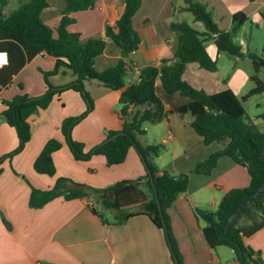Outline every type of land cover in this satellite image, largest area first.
Wrapping results in <instances>:
<instances>
[{"label": "crops", "instance_id": "obj_1", "mask_svg": "<svg viewBox=\"0 0 264 264\" xmlns=\"http://www.w3.org/2000/svg\"><path fill=\"white\" fill-rule=\"evenodd\" d=\"M28 1L9 0L4 12L13 10H6L10 5L16 8ZM124 1L94 0L92 8L70 14L75 21L68 29L78 32L82 41L92 37L104 38L105 50L96 57L94 66L103 70L123 58L129 66L126 82H132L137 80L141 68L158 66L161 59L173 57L176 35L170 29V24L186 22L176 19L178 13L186 10L181 9L185 6L184 0L179 6V0H142L133 17V26L140 37L139 47L122 57L119 47L105 36V26L113 25L119 18ZM47 2L41 18L54 30L65 0ZM236 11L241 10L230 11L231 20ZM215 21L219 28L229 30L221 27L217 19ZM203 29L202 24L200 31ZM208 41L212 43H205L206 49L217 61L220 52H217L212 39ZM54 64L53 57L39 53L26 62L0 90V158H3L0 163V264H171L164 232L147 215H135L123 223L106 224L91 211L95 204L90 197L65 199L63 194L40 207L30 205L32 188L48 190L58 177L104 188L123 179H137L145 173L134 147L128 149L122 163L111 166L106 164L103 155L95 153L97 146L105 140L106 131L121 129L122 120L117 114L120 92L89 80L83 82L84 90L92 101L89 111L86 112L87 103L79 92L63 89L45 109H39L29 116L30 139L19 152L5 157L17 147L18 137L1 115L4 109L2 101L20 92L30 96L42 95L46 91L42 71L52 70ZM183 78L207 93L225 88L234 91L228 80L219 73L218 65L216 71H209L195 62L188 63ZM49 79L53 86L62 88L73 82L76 76L70 70L60 68ZM155 86L168 111L189 102L188 97L178 92L166 94L159 79ZM259 114L257 117L261 118ZM80 115L83 116L74 124L71 134L74 140L84 143L85 151L91 152L89 159L84 161L74 159L60 131L63 119ZM251 120L260 131H264V124L261 127L256 120ZM191 121V116L179 118L174 113H167L162 121L150 127L144 123L145 133L139 135L138 139L150 144L146 137L154 127L151 131L157 133L156 138L164 145L158 155L152 156V162L172 175H188L187 189L178 194L167 210L184 264H241L232 248H210L207 245L202 233L205 223L196 217L194 208L215 210L225 192L247 186L250 176L245 166L227 156L218 159L210 174H196L194 166L223 145L217 142L204 144L202 137L189 125ZM169 131L172 135L167 141L164 136ZM51 138L62 143L60 149L52 154L55 173H38L33 167L34 160ZM2 216L9 226L4 224ZM244 242L264 258V226L245 237Z\"/></svg>", "mask_w": 264, "mask_h": 264}, {"label": "trees", "instance_id": "obj_2", "mask_svg": "<svg viewBox=\"0 0 264 264\" xmlns=\"http://www.w3.org/2000/svg\"><path fill=\"white\" fill-rule=\"evenodd\" d=\"M141 1L125 0L119 18L113 25L105 26V36L119 47L122 57L139 47L140 37L133 26V17ZM8 2L0 0V50L6 51L9 57L8 63L0 67V90L26 62L39 53L44 52L53 57L55 64L52 70L42 71L46 83V91L42 95L30 96L20 92L2 101L4 109L1 115L14 128L18 137L17 147L5 157L19 152L30 139L29 116L39 109H45L63 89L70 88L79 92L87 103L86 112L89 111L92 101L83 86L84 80H89L120 92L117 114L122 120L121 129L106 131L105 140L97 146L95 153L103 155L106 164L111 166L122 163L128 149L134 147L145 169V173L137 179H123L104 188H94L66 177H58L48 190L32 188L30 205L40 207L53 197L63 194L65 199L90 197L95 204L91 211L106 224L123 223L132 216L147 215L164 232L171 264H184L167 210L178 194L187 189L188 175H172L168 170L158 168L151 158L158 155L160 145L144 144L138 136L145 133L144 123L156 124L167 113H174L180 118L189 113L192 117L189 125L202 137L204 144L217 142L223 145L199 161L194 166V172L208 175L216 167L218 159L227 156L245 166L250 176L247 186L231 188L225 192L215 210L194 208L196 217L205 223L202 228L204 239L210 248H232L240 263L242 257L243 264H264L260 252L244 242L245 237L264 226V190L241 210L225 232L228 217L264 183V131H260L247 116L243 105L249 96L264 91V81L257 75L251 76L254 87L239 98L231 88L207 93L193 87L183 78L187 64L191 62L209 71L217 70V61L209 55L205 46L208 40H213L218 53L224 51L237 57L244 55L242 45L235 42L234 36L247 20L246 13H233L231 29L224 30L219 28L203 2L184 0L185 6L181 9L191 12L194 20L203 24V31L185 21L171 23L170 29L176 35L173 57L161 59L158 66L141 68L138 71L139 80L126 82L129 66L123 58L103 70L94 66L96 57L105 50L104 38L92 37L82 41L78 32L68 29L75 21L70 14L92 8L94 0H65L62 15L54 30L41 18L42 10L48 6L47 0H30L4 12ZM262 17L264 20L263 13ZM253 65L258 70L259 63L255 59ZM60 68L70 70L76 76L73 82L62 88L53 86L49 79ZM157 79L166 94L178 92L188 97L189 102L166 110L156 93ZM19 87L22 89L21 84ZM82 116L63 119L60 131L74 159L84 161L89 159L91 152L85 151L84 143L74 140L71 134L74 124ZM259 116L264 118V111ZM61 146L59 140L49 139L34 160V170L54 175L52 154ZM2 160L0 158V163ZM105 210L110 212V217L106 216ZM2 220L9 226L3 216Z\"/></svg>", "mask_w": 264, "mask_h": 264}, {"label": "rangeland", "instance_id": "obj_3", "mask_svg": "<svg viewBox=\"0 0 264 264\" xmlns=\"http://www.w3.org/2000/svg\"><path fill=\"white\" fill-rule=\"evenodd\" d=\"M200 1L206 4L207 8L212 12V16L220 21L219 25L225 29H231L232 27L230 11L241 10L248 16L245 23L238 29L234 36L235 42L242 45L244 55L237 57L222 51L217 57L219 73L223 78L228 80L227 83L240 98L254 87L255 83L251 79V76L257 75L259 79L264 81V20L262 17V13L264 14V0ZM179 5H182V0H179ZM10 9H14V6L11 7L10 5L6 8L7 11ZM176 19L186 20L194 28L198 30L202 29V24L194 21L191 13L188 11L178 13ZM205 43L209 45L212 41H206ZM253 59L259 63L258 70H255ZM243 105L247 116L256 120L258 125L262 127L264 118H258L257 115L264 111V91L249 96L243 101ZM189 116L191 115L186 113L182 118ZM147 124L149 127L152 126V124ZM151 128L153 129L154 127ZM151 130L146 137L147 143L160 145L159 151L161 152L164 142L159 143L158 138H156L157 133H153ZM168 133L164 136V139L167 141L170 140V137L167 138ZM97 208L101 210L100 206H97ZM105 214L108 217L111 216L108 210H105Z\"/></svg>", "mask_w": 264, "mask_h": 264}, {"label": "water", "instance_id": "obj_4", "mask_svg": "<svg viewBox=\"0 0 264 264\" xmlns=\"http://www.w3.org/2000/svg\"><path fill=\"white\" fill-rule=\"evenodd\" d=\"M108 139H111V137ZM262 190H264V183L256 190V192L251 197H249L244 203H242L240 206H238V208L228 217L227 222H226V226H225V232L226 233L228 231V228H229L231 222L234 220V218L241 212V210L246 205H248L250 202H252ZM240 260H241V264H243L242 257H240Z\"/></svg>", "mask_w": 264, "mask_h": 264}, {"label": "built area", "instance_id": "obj_5", "mask_svg": "<svg viewBox=\"0 0 264 264\" xmlns=\"http://www.w3.org/2000/svg\"><path fill=\"white\" fill-rule=\"evenodd\" d=\"M9 57L6 51L0 50V67L8 63ZM139 80V78H137ZM172 133L169 131L167 138L171 137ZM166 140V139H165Z\"/></svg>", "mask_w": 264, "mask_h": 264}]
</instances>
